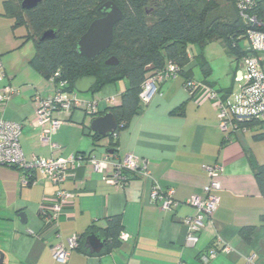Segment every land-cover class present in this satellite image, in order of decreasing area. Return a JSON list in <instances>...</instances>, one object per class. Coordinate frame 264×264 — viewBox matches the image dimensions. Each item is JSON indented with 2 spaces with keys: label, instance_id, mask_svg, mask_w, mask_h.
<instances>
[{
  "label": "crops",
  "instance_id": "obj_1",
  "mask_svg": "<svg viewBox=\"0 0 264 264\" xmlns=\"http://www.w3.org/2000/svg\"><path fill=\"white\" fill-rule=\"evenodd\" d=\"M264 1V0H256ZM15 20L0 11V91L14 90L0 105V120L20 124V146L26 158L66 159L72 155L97 160L107 158L104 173L95 172L88 162L76 161L61 188L73 197L63 209L55 229L43 225L39 211L49 204L57 190L38 172L36 183L21 187V172L0 166V256L3 264H61L53 260L51 249L67 246V240L80 236L92 224L120 216L123 231L120 246L106 254L87 255L71 251L63 264H204L202 254L218 248L207 264H264V196L254 176V167L264 164V121L245 132L224 140L218 128L217 113L207 101L196 103L184 89V75L170 79L136 115L126 128L112 138L94 142L90 122L107 108L118 106L126 84L121 81L96 92L86 93L84 103H94L95 114L74 109L70 114H55L63 121L50 142L40 141V129L33 125L35 95L42 98L56 92L55 85L32 69L33 41L25 40L26 29L15 27ZM243 47L247 42L241 43ZM196 46L187 49L186 76L204 79L196 60ZM210 68L206 81L223 98L235 99L234 82H239L241 62L229 57L220 42L203 50ZM264 70V63H263ZM77 95V94H76ZM258 122V121H257ZM261 138H256L258 134ZM127 156L145 161L149 179L129 175L123 186L110 185L114 166ZM205 167L220 170L215 193L218 205L211 220L204 225L196 244L186 242L184 218L194 210L187 204L192 197L205 198L208 183ZM154 186L173 190L175 209L163 211L152 202ZM24 214L26 223L18 216ZM227 247L228 252H221Z\"/></svg>",
  "mask_w": 264,
  "mask_h": 264
},
{
  "label": "trees",
  "instance_id": "obj_2",
  "mask_svg": "<svg viewBox=\"0 0 264 264\" xmlns=\"http://www.w3.org/2000/svg\"><path fill=\"white\" fill-rule=\"evenodd\" d=\"M23 1L3 0V15L15 20V27L26 29L24 39L33 41L35 49L30 66L45 80L53 82L56 92L74 93L75 81L89 77L96 81L91 88L93 93L117 82L126 84L120 104L101 113L114 116L117 122L115 135L144 109L139 94L148 73L162 70L170 62L179 69L178 76L184 75L185 84L186 80L192 79L184 72L189 63L187 49L196 46L199 52L193 59L202 71L204 79L201 82L212 88L206 81L210 68L202 53L204 48L212 42H220L229 57L242 63L251 53L247 31L264 32V1L252 0L244 12L245 16L254 17L260 26H250L240 16L239 0H40L29 10L22 9ZM106 2L114 3L121 10L122 18L114 26L109 48L95 60H88L78 54L76 43L89 25L101 17L98 8ZM50 30L55 33L53 39L37 41L43 32ZM243 41L247 42L246 47L241 45ZM261 57L263 66L264 55ZM110 58H115L118 63L105 65ZM59 83L63 88H59ZM260 121L253 120L239 127L248 131ZM89 134L94 142L101 139L97 134ZM262 136L259 133L255 137ZM254 169L264 196V164ZM46 207L44 204L39 211L41 221L47 214ZM122 231L120 216L106 218L103 226L92 224L78 236L76 250L91 255L84 240L95 235L106 242L99 254L109 253L120 246Z\"/></svg>",
  "mask_w": 264,
  "mask_h": 264
},
{
  "label": "built area",
  "instance_id": "obj_3",
  "mask_svg": "<svg viewBox=\"0 0 264 264\" xmlns=\"http://www.w3.org/2000/svg\"><path fill=\"white\" fill-rule=\"evenodd\" d=\"M252 0H239L238 8L241 9L240 16L247 20L248 25L254 26L261 24L254 17L245 16V10ZM247 41L251 53L243 60V69L240 76L241 82L239 93L235 99L223 98L213 88L201 81L190 79L186 80L184 89L188 97L196 103L207 101L216 110L218 128L225 140L237 132H245L239 125L253 120L264 121V70L262 66V55H264V32L255 29L247 31ZM2 75L0 65V76ZM179 75V69L172 63H167L162 70H156L146 75L141 86L139 94L140 103L145 107L152 97L158 92L160 84L174 79ZM63 88V84H58ZM14 90L11 87H5L0 91V105L6 103L13 95ZM35 117L33 125L40 129V141L43 145L51 148H57L50 142V137L63 121L55 118V114H70L74 109H84L88 114L96 111L94 103H84L77 99L75 93L58 91L54 95L42 98L35 95ZM20 129L17 122L9 120H0V166L14 167L21 170L20 186L26 187L36 183L33 176L38 172L43 178L57 188L52 201L47 204V214L42 220L43 225L55 229L58 218L63 209L70 202L72 193L63 190L62 184L65 182L68 170L74 168L76 161L88 162L95 172L104 173L108 164L107 158L97 160L94 157H82L72 155L66 159L54 158H37L31 156L26 158L20 146ZM208 183L203 192V200L198 197H192L187 204L194 210V213L183 220L187 227L186 242L196 244L198 242L201 230L204 225L211 220V216L218 205V198L215 193L219 190L217 178L220 170L217 167H205ZM27 172L28 174H26ZM128 174L140 176L149 179V172L146 168L145 161H139L133 156H127L120 164L114 166L110 176L104 177L107 184L123 186L128 182ZM150 198L153 203L158 204L163 211L175 209L177 202L173 196V190H160L154 186L150 192ZM78 236H73L67 240V246L56 245L51 249V255L54 261L66 263L71 251L76 250L78 245ZM218 248L212 246L206 253L202 254L200 260L207 264L214 259ZM221 252H228L227 247H221Z\"/></svg>",
  "mask_w": 264,
  "mask_h": 264
},
{
  "label": "water",
  "instance_id": "obj_4",
  "mask_svg": "<svg viewBox=\"0 0 264 264\" xmlns=\"http://www.w3.org/2000/svg\"><path fill=\"white\" fill-rule=\"evenodd\" d=\"M40 0H25L21 7L24 10L32 9ZM101 17L94 20L86 32L78 39L76 50L81 57L88 60H95L102 52L106 51L113 40L114 26L121 20V10L112 2H106L98 8ZM55 37L53 31L43 32L37 41L42 42ZM118 62L115 58H110L105 62V65L113 66ZM240 69H243V64H240ZM95 78H82L75 81L73 90L75 94H86L91 91L95 84ZM117 122L111 113H105L102 116L94 118L89 125V130L99 135L101 138H108L115 135ZM20 223H26L24 214L18 216ZM106 242L98 236L90 235L85 238L84 246L89 254H99L105 247ZM0 264H3V256H0Z\"/></svg>",
  "mask_w": 264,
  "mask_h": 264
},
{
  "label": "rangeland",
  "instance_id": "obj_5",
  "mask_svg": "<svg viewBox=\"0 0 264 264\" xmlns=\"http://www.w3.org/2000/svg\"><path fill=\"white\" fill-rule=\"evenodd\" d=\"M2 1L3 0H0V11L2 10ZM241 84H239V83H237V82H234V86H235V91H238V93H239V86H240ZM237 93V94H238ZM87 94H78L77 93V97H79V98H83V97H85ZM237 96V95H236ZM235 96V97H236Z\"/></svg>",
  "mask_w": 264,
  "mask_h": 264
}]
</instances>
